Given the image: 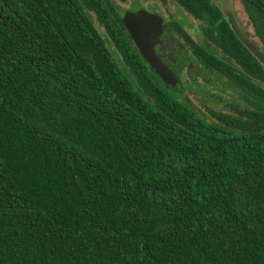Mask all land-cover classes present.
Segmentation results:
<instances>
[{"label":"trees","instance_id":"trees-1","mask_svg":"<svg viewBox=\"0 0 264 264\" xmlns=\"http://www.w3.org/2000/svg\"><path fill=\"white\" fill-rule=\"evenodd\" d=\"M126 1L0 0V264H264V65L220 0H174L204 38L168 20L185 50L241 90L209 116ZM240 2L264 51V0Z\"/></svg>","mask_w":264,"mask_h":264},{"label":"rangeland","instance_id":"rangeland-1","mask_svg":"<svg viewBox=\"0 0 264 264\" xmlns=\"http://www.w3.org/2000/svg\"><path fill=\"white\" fill-rule=\"evenodd\" d=\"M122 6L123 10L125 9L122 12V15H124L127 10L136 11L139 8H145L152 13H158L161 16L163 15L162 17H165L167 21L177 18L186 26L188 31L193 34V37L196 40L200 42L204 41L203 34L196 33L195 28H193V26L199 28V22L189 16L188 13L174 0H169L167 3L154 2L152 0H127L125 3H122ZM235 6L239 17L238 19L241 20L242 25L247 31L253 35L254 28L250 25L248 15L244 12L240 0H235ZM253 39L256 41L258 40L257 36H254ZM192 58L193 56H191V59ZM193 60L194 68L192 66L190 70L185 66L182 72H180V77H176V79H178L177 82L172 80L175 79L173 77L165 83L181 95L184 100H190L195 109L201 110L203 113L210 116L212 115L209 111L210 109H225L227 100L234 97L236 99L241 98V90L233 86V83H229L226 78L223 80L216 75H210L206 70L200 67L197 60L194 58ZM223 89H225V91H223ZM222 95H224V99L220 98Z\"/></svg>","mask_w":264,"mask_h":264},{"label":"water","instance_id":"water-1","mask_svg":"<svg viewBox=\"0 0 264 264\" xmlns=\"http://www.w3.org/2000/svg\"><path fill=\"white\" fill-rule=\"evenodd\" d=\"M223 13L228 19L236 36L264 65V51L261 47L248 37L235 14L234 0H220ZM122 22L132 37L136 47L149 63L165 80L176 79V75L164 63L161 53L168 48L175 39L167 29L166 20L157 13H152L145 8L136 11L127 10L122 16Z\"/></svg>","mask_w":264,"mask_h":264},{"label":"flooded vegetation","instance_id":"flooded-vegetation-1","mask_svg":"<svg viewBox=\"0 0 264 264\" xmlns=\"http://www.w3.org/2000/svg\"><path fill=\"white\" fill-rule=\"evenodd\" d=\"M235 4V0H234ZM141 9V8H139ZM138 10V9H137ZM158 14V13H157ZM235 14L236 12V6H235ZM163 16V15H162ZM167 22V29L171 33L172 37L175 39V42L173 41L171 45L165 49L164 52L161 53V58L164 61V63L170 68V70L175 74L177 78L180 77V72L184 69V66L187 67V69H190L192 66L194 68V60L195 57L193 55V58L191 59L189 51H186L182 43L180 42L178 36L175 34V32L172 30V28L169 26V23L165 17H163ZM196 26H193L195 28ZM190 32V31H189ZM196 33H201L200 31H196ZM192 68V69H193ZM191 70V69H190ZM163 78V77H162ZM164 79V78H163ZM165 80V79H164ZM167 82V80H165Z\"/></svg>","mask_w":264,"mask_h":264}]
</instances>
